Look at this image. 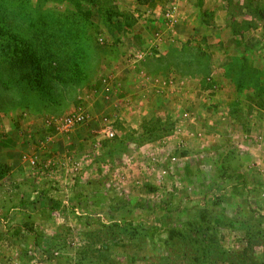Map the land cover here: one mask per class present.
I'll list each match as a JSON object with an SVG mask.
<instances>
[{"label": "rangeland", "instance_id": "obj_1", "mask_svg": "<svg viewBox=\"0 0 264 264\" xmlns=\"http://www.w3.org/2000/svg\"><path fill=\"white\" fill-rule=\"evenodd\" d=\"M0 264H264V0H0Z\"/></svg>", "mask_w": 264, "mask_h": 264}, {"label": "built area", "instance_id": "obj_2", "mask_svg": "<svg viewBox=\"0 0 264 264\" xmlns=\"http://www.w3.org/2000/svg\"><path fill=\"white\" fill-rule=\"evenodd\" d=\"M85 120H86V116L82 112L78 111L75 114L67 117L62 122V125L57 126V130L61 133L71 131L75 127H80L85 122ZM104 135L105 138L108 140L114 138V132L110 127H108L104 131Z\"/></svg>", "mask_w": 264, "mask_h": 264}, {"label": "crops", "instance_id": "obj_3", "mask_svg": "<svg viewBox=\"0 0 264 264\" xmlns=\"http://www.w3.org/2000/svg\"><path fill=\"white\" fill-rule=\"evenodd\" d=\"M45 180L47 181V178L44 179V182H46ZM50 182H51V181H50ZM43 188L45 189L44 192H47V191H49L48 188H50V187L47 186V185H43ZM51 196H53V197L55 198L54 201H52V205H53L54 207H57V192H53V195H51ZM45 200L48 201L47 198H45ZM63 204H65V201H62V203L59 204L58 207H59V208L64 207ZM51 223H53V222H52V221H51V222H49V221H44V222H43V225H44V226H48V225L51 224ZM43 238L47 241L48 238L50 239L51 237H49V236L46 235V233H45V235H44ZM54 239H56V238L54 237Z\"/></svg>", "mask_w": 264, "mask_h": 264}]
</instances>
